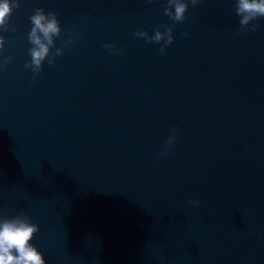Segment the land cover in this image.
I'll return each mask as SVG.
<instances>
[{
	"label": "water",
	"instance_id": "water-1",
	"mask_svg": "<svg viewBox=\"0 0 264 264\" xmlns=\"http://www.w3.org/2000/svg\"><path fill=\"white\" fill-rule=\"evenodd\" d=\"M18 2L0 29V216L39 225L47 264H264V18L241 31L236 0H188L182 22L167 0ZM37 8L63 53L34 74ZM164 25V54L135 35Z\"/></svg>",
	"mask_w": 264,
	"mask_h": 264
},
{
	"label": "clouds",
	"instance_id": "clouds-1",
	"mask_svg": "<svg viewBox=\"0 0 264 264\" xmlns=\"http://www.w3.org/2000/svg\"><path fill=\"white\" fill-rule=\"evenodd\" d=\"M190 3L195 7L200 3V0H190ZM19 7L18 0H0V29L8 30L9 19L13 10ZM188 7V0H167L164 14L174 22H182L186 18L185 13ZM235 12L240 17L241 31H256L260 25L250 22L264 18V0H236ZM30 22L32 27L28 39L32 47L28 49V52L31 60L25 64V68H31L34 74H38L46 58L51 65L55 62V57L63 53V48L60 47H57L55 52H51L55 46L54 37L61 35V24L55 12H45L43 8L35 9L30 16ZM163 27L164 30L161 31L160 26H156L153 36H149L144 30H137L135 35L145 38L147 42L159 43L163 41L160 52L164 54L165 47L173 42L174 37L172 25H164ZM12 30L15 31V27ZM181 35L186 36L188 33L184 32ZM69 42L71 40L65 41V44ZM4 43L5 37L0 34V50L3 49ZM104 47L117 53L120 52L114 44L106 43ZM10 60L11 57H6L4 63L6 64ZM176 132L177 129H173L172 135L165 141V152L175 141ZM188 203L199 205L200 201L189 200ZM38 231L39 225L33 223L31 217L25 214L12 218L0 216V264H47L44 254L31 243Z\"/></svg>",
	"mask_w": 264,
	"mask_h": 264
}]
</instances>
